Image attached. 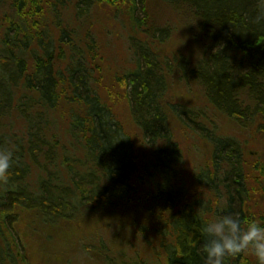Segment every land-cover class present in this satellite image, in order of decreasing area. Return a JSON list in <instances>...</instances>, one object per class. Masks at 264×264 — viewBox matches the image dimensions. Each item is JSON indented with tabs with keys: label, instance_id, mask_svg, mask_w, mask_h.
Listing matches in <instances>:
<instances>
[{
	"label": "trees",
	"instance_id": "1",
	"mask_svg": "<svg viewBox=\"0 0 264 264\" xmlns=\"http://www.w3.org/2000/svg\"><path fill=\"white\" fill-rule=\"evenodd\" d=\"M160 1L188 15L193 63L166 52L173 29L155 21L152 0H0V130L1 118L25 123L0 180V264H28L17 257L25 224L152 235L165 264H205L203 223L228 213L264 223V156L205 124L217 114L264 139V4ZM105 46L119 47L120 64L102 84ZM176 84L197 88L203 108L176 102ZM176 124L209 147L189 176ZM211 191L220 211L205 199ZM96 240L83 234L79 247L91 254ZM226 264L257 262L242 253Z\"/></svg>",
	"mask_w": 264,
	"mask_h": 264
},
{
	"label": "rangeland",
	"instance_id": "2",
	"mask_svg": "<svg viewBox=\"0 0 264 264\" xmlns=\"http://www.w3.org/2000/svg\"><path fill=\"white\" fill-rule=\"evenodd\" d=\"M152 3L154 4V8L157 7L153 16L155 21L160 25L166 24L173 29V34L170 41H168L166 52H169L172 48L179 49L193 63L194 60H196L194 55L198 54V50H195L194 53H192L189 49L188 36L192 37L194 33H191L192 29L190 27L192 26L188 15L184 16V18L181 17L178 11H175L172 7H169L160 0H152ZM5 11L7 12L6 8H0V18ZM104 49L105 50L103 51L102 48L100 52L105 60L103 71L100 75H97L101 77L100 81L102 84L111 80L110 78L113 66L116 67L120 64L118 46H114L112 51L107 50V46H105ZM122 49L125 58L124 66L126 64L130 65L129 63L131 58L126 52L127 48ZM171 95L172 97H175L176 102L180 103L179 101H182L186 103L184 105L188 109H191V107L195 108L197 106L203 108L205 105V103L203 104L198 89L193 86H188L186 89L176 84L172 88ZM118 109L126 110L123 105L118 107ZM211 116L212 120L205 123L209 130H215L217 135L224 136L226 138L236 137L240 144L245 143L246 139L247 143L243 145L245 147L247 144L246 151L248 154L252 157L260 156V154L264 156V139L256 137L250 138L245 130H241V128L236 125L238 127L237 129L231 121H228L217 114H213ZM123 122L125 127L128 128L129 124L126 117H124ZM1 123H5L3 126L4 128L0 130V135L3 137L2 142H4L3 146L14 151L16 149L15 144L19 142L17 138L18 133L25 129V123H23V120L17 115H13L12 117H8L6 119L1 118ZM176 127L175 131L178 130L180 143L182 149L184 150L186 165L184 175L189 176L193 173L192 169H198L199 163L201 165L202 160H205V153L209 147L205 145L203 141L192 135L191 132L182 128L180 129V126L177 124ZM261 144H263V147ZM245 171L246 174H249L251 177L255 176L254 173L252 175L251 169L247 168ZM207 172L209 174L216 171L208 168ZM211 177L214 179L216 178L215 175H212ZM31 181L33 184L34 180L32 179ZM215 193L216 192L211 191L209 197L207 196L205 199L209 200V198H211V200H209L210 207H214L212 211H220L223 202L220 200L217 202L218 199H212ZM212 213L213 212L210 214ZM81 224H71L69 226L62 225L60 227L49 226L48 229L43 226L37 227L36 225L25 224L22 228L26 232L24 234V238L29 239V241L27 242L26 248L21 246L19 247L20 252L17 255L18 259H20L21 255H24L26 257L24 261L28 264H52L53 258H57L56 262H58V264H165L163 248L160 250L159 247V242L162 238L159 240L157 237L156 240L154 238H150L153 237L152 235H147L150 240L144 242L140 237H137L136 241L128 232L117 231L110 226L99 224H97V227L90 232L84 230L80 233L82 228H79V226ZM83 234L90 238L96 237V243L100 244L99 241L102 243L96 250L92 249L91 254H85L79 247L80 245L78 239L79 236ZM74 241L76 242L74 243ZM50 242H52V250L55 248L59 255H63L65 257H48L47 255L50 253L48 244H50ZM80 242L83 243L82 240H80ZM21 244L22 242L19 241V245Z\"/></svg>",
	"mask_w": 264,
	"mask_h": 264
},
{
	"label": "clouds",
	"instance_id": "3",
	"mask_svg": "<svg viewBox=\"0 0 264 264\" xmlns=\"http://www.w3.org/2000/svg\"><path fill=\"white\" fill-rule=\"evenodd\" d=\"M261 2L264 4V0ZM257 20H264V9ZM13 163V151L0 148V180L7 177ZM199 231L205 264H226L227 258L242 253L253 256L257 264H264V223L260 220H243L239 214L228 213L206 221Z\"/></svg>",
	"mask_w": 264,
	"mask_h": 264
}]
</instances>
